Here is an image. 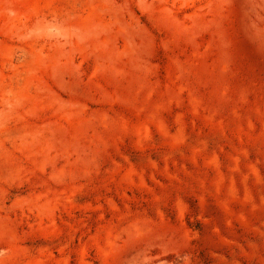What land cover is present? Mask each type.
I'll list each match as a JSON object with an SVG mask.
<instances>
[{"label": "rangeland", "instance_id": "374dc122", "mask_svg": "<svg viewBox=\"0 0 264 264\" xmlns=\"http://www.w3.org/2000/svg\"><path fill=\"white\" fill-rule=\"evenodd\" d=\"M0 264H264V0H0Z\"/></svg>", "mask_w": 264, "mask_h": 264}]
</instances>
